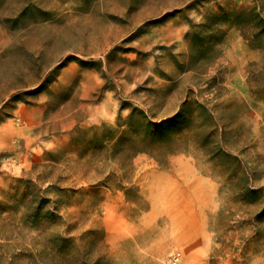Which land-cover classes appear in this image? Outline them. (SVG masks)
Listing matches in <instances>:
<instances>
[{
	"label": "rangeland",
	"instance_id": "374dc122",
	"mask_svg": "<svg viewBox=\"0 0 264 264\" xmlns=\"http://www.w3.org/2000/svg\"><path fill=\"white\" fill-rule=\"evenodd\" d=\"M173 257L264 264V0H0V264Z\"/></svg>",
	"mask_w": 264,
	"mask_h": 264
},
{
	"label": "built area",
	"instance_id": "2783aa9c",
	"mask_svg": "<svg viewBox=\"0 0 264 264\" xmlns=\"http://www.w3.org/2000/svg\"><path fill=\"white\" fill-rule=\"evenodd\" d=\"M178 260H179L178 257H173V259H172V261H173L174 264H177Z\"/></svg>",
	"mask_w": 264,
	"mask_h": 264
},
{
	"label": "bare ground",
	"instance_id": "6f19581e",
	"mask_svg": "<svg viewBox=\"0 0 264 264\" xmlns=\"http://www.w3.org/2000/svg\"><path fill=\"white\" fill-rule=\"evenodd\" d=\"M6 75V74H5Z\"/></svg>",
	"mask_w": 264,
	"mask_h": 264
}]
</instances>
